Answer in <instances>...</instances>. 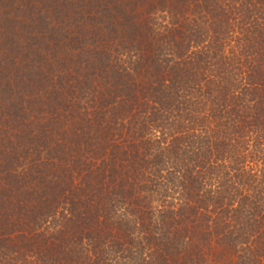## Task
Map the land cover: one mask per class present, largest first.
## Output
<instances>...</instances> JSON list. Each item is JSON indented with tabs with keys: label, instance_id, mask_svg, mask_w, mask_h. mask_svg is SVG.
Wrapping results in <instances>:
<instances>
[{
	"label": "trees",
	"instance_id": "16d2710c",
	"mask_svg": "<svg viewBox=\"0 0 264 264\" xmlns=\"http://www.w3.org/2000/svg\"><path fill=\"white\" fill-rule=\"evenodd\" d=\"M10 2L0 264H264V0Z\"/></svg>",
	"mask_w": 264,
	"mask_h": 264
},
{
	"label": "rangeland",
	"instance_id": "374dc122",
	"mask_svg": "<svg viewBox=\"0 0 264 264\" xmlns=\"http://www.w3.org/2000/svg\"><path fill=\"white\" fill-rule=\"evenodd\" d=\"M13 2H14V0H13ZM0 6L3 8L1 10V14H2V11H4V10H6L8 12V14H6V15L2 14V16L0 17V43L5 45V44H9V43H7V39H8L7 35L8 34L6 33V31L9 30L12 26L10 24L11 21H9V19L10 18L12 19L13 12L11 11V9H9V7H11L10 0L0 1ZM6 47H8V45ZM4 48H5V46H4ZM13 61H14V59L12 57V62ZM4 81H9L10 83H12V77L9 76V78L5 79Z\"/></svg>",
	"mask_w": 264,
	"mask_h": 264
}]
</instances>
